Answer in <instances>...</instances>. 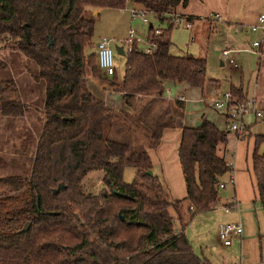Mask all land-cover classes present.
Instances as JSON below:
<instances>
[{"label":"trees","instance_id":"obj_1","mask_svg":"<svg viewBox=\"0 0 264 264\" xmlns=\"http://www.w3.org/2000/svg\"><path fill=\"white\" fill-rule=\"evenodd\" d=\"M130 1L166 25L147 29L152 52L136 44L125 51L118 79L97 67L92 12L123 10L127 0H0V42L31 62L33 78L44 83L42 125L36 139L21 141V173L0 177V264H210L195 254L182 226L174 231L183 203L170 200L161 180L147 174L146 150L109 138L114 118L132 110L145 124L140 136L151 139L148 146L164 128H181L177 156L191 218L211 210L221 177L231 169L224 158L229 132L203 118L199 126L181 127L183 103L164 98L168 85L202 92L206 83L205 58L169 53L173 17L188 0ZM88 74L122 94L120 110L90 93ZM230 93L239 102L247 99L241 87L231 86ZM136 98L146 104L135 108ZM25 114L15 83L1 81L0 118L15 122ZM262 143L264 136H256L252 164L264 209ZM126 168L135 170L129 184ZM95 171L104 189L90 195L82 180ZM58 185L64 188L53 194Z\"/></svg>","mask_w":264,"mask_h":264},{"label":"rangeland","instance_id":"obj_2","mask_svg":"<svg viewBox=\"0 0 264 264\" xmlns=\"http://www.w3.org/2000/svg\"><path fill=\"white\" fill-rule=\"evenodd\" d=\"M131 6V3L127 2L123 12L104 9L99 15L94 17L95 25L92 43L95 46L99 38H105L111 41L112 58L117 77H122L123 75L125 58L124 56L118 55L115 48L123 46L122 43L131 35L133 41L138 40L136 41V45L143 48L142 50H145L147 49L145 36L149 25H153L155 28L165 27L166 25V21L159 23L149 14H144L143 18L146 19L147 23H143L140 14L135 17L131 16ZM262 14L264 13L260 15ZM206 28L201 29L199 33L197 32L198 37L194 41H191L190 38L195 35V24L191 30L173 27L171 31V42L174 45L172 52L179 50L184 52V55L204 57L207 60L205 73L206 87H204L203 96L210 99L218 95L209 92L208 87L211 79L220 81V86L216 92L223 93V91H226L225 79L232 77V79L236 80L239 70L242 71L243 81L247 85L248 91H252L254 89V71L256 70V63L259 54H261V50L258 48L253 49L252 52L255 55L258 54V56L253 55L249 50H251L250 48L253 43L261 44V32H248L246 34L247 32H240L235 28H233L234 30H225L223 27L208 29V26H206ZM226 50L230 52L229 57L234 62L233 66L227 60L222 59L221 54ZM88 51L89 49L86 52L88 53ZM221 63L223 66H221ZM36 74L37 69L31 62L27 61L18 53H12L6 43L0 42V82L5 79H12L17 87L19 99L26 107L25 116L22 119H17L15 122L0 118V177L21 173L18 159L21 141L27 135L36 139L42 125L44 83L36 81L33 78ZM171 92V96L175 94L173 90ZM199 95L196 91L193 92L190 98L194 96L196 99L187 100L185 103V111L188 114L186 117L191 123L200 118L199 113L204 110V104H208L199 102ZM125 113L127 112L125 111ZM206 117L211 121L213 115L206 114ZM217 124L221 129L223 128L219 121ZM113 125L109 138L130 144L133 150L140 151L145 148L146 144L148 146L149 142H151V139L145 140L140 136L142 130L145 128V124L138 120L137 110H132L127 114L117 115L113 120ZM230 134L232 135L230 138V147L232 148L231 153L233 154L236 150V147L233 146L236 145V139L234 133L230 132ZM263 147L264 145H262ZM99 174H101L100 171H95L88 173L84 177L82 180V188L85 193L98 195L104 189V185H101L99 188L96 186L99 180L98 178H100L98 177ZM134 176V168H126L123 173V181L129 184L134 180ZM219 192L223 201H226L229 199L231 188L227 186L224 191L220 190ZM214 209L215 207L213 209L211 208V211L209 210L206 214L202 213L198 217L194 216L191 218L187 203L183 201L180 210L181 225L178 220L175 219L174 221L175 227L180 228L182 226L185 231V236L190 242L195 254L198 256H201L202 252L204 257L210 256V253H220L221 249L218 246L220 245V240L217 238L218 244L213 240L214 230L213 227L210 228V225H214L216 215L223 214L221 209ZM209 217L212 218L209 220ZM207 218L208 221L206 220Z\"/></svg>","mask_w":264,"mask_h":264},{"label":"crops","instance_id":"obj_3","mask_svg":"<svg viewBox=\"0 0 264 264\" xmlns=\"http://www.w3.org/2000/svg\"><path fill=\"white\" fill-rule=\"evenodd\" d=\"M127 2L131 3L129 0H127ZM131 5V11L141 12L132 3ZM101 11L102 10H95L92 12L93 20L94 17L99 15ZM119 11L123 12L124 9ZM261 13H264V0H188L186 7L179 6L176 9L174 17L179 16L185 19L187 17L191 18V27L189 29L191 30L195 24V35L190 39L191 41H194V39L196 40L198 37L197 32L199 33V31L201 29H205L206 26H208V29L223 27L225 30H234L233 28H235L240 32H247L246 34H248V32H251L249 27L257 24L258 17ZM181 28L188 30L183 26ZM100 39L102 38H99L98 41ZM145 42H147L146 36ZM134 44H137V42H134ZM96 45L94 46L95 50ZM138 48L140 50L143 49L140 47ZM173 48L174 45L172 44L169 50L171 55H184V52L179 50L172 52ZM250 49L251 50H249V52L255 55V53L252 52L254 48L251 47ZM258 49L261 50V54L259 56L258 54L255 55L258 56V59L256 63V70L254 71V89L250 92L248 91V87L243 81L244 79L242 76V71L239 70L236 80L232 79V77L225 79L227 88L226 91H223V93L230 92L231 86L241 87L246 98L253 97L257 102V107L259 109H264V43ZM230 59L231 61L228 62L231 66H233L234 62L231 57ZM221 66H223L222 63ZM235 69L237 70V68ZM87 76V87L91 94L103 101L109 108L113 110L118 111L123 107L122 94L114 93L110 88L107 87V83L105 81L90 78L89 74ZM104 78L105 80L108 79V77L105 76ZM117 78L121 79L122 77ZM209 82V92L222 94V92H216L220 86L219 80L211 79ZM171 90L175 92V94L172 96ZM195 91L200 94L199 102H202L204 88L201 92L198 89H191L185 85L167 86L164 98L170 102L177 99L180 100L181 98L182 100L180 101L184 105L182 116L177 119V123H180L181 127H194L195 124L199 122L201 118H203L213 123L219 130L227 131L225 120L206 104H204V110L199 113L200 118L194 120L195 122L192 121L193 123H191V121L187 119L186 116L188 114H186L185 111V103L187 100L196 99L194 96L190 98V95ZM142 104H146V101L140 100L139 98L135 99V108H139ZM206 114L213 115L211 121L207 119ZM218 121L224 129H221L218 126ZM244 125V135L242 137H237L235 135L236 145L233 146L236 147V150L233 154L231 153L232 148L230 147V138L232 135L229 132L227 136V146L224 158L231 169L221 177L220 181L224 183L225 186L223 189H219V191H224L227 186L230 187L231 192L229 194V199L223 201L222 197L220 196V192H218L217 201L212 206V209L215 207L216 210H222V207L230 206L234 201L235 206H233V208L228 213H225L222 210L221 212L223 215H216L217 217L214 225H210V228L213 227L214 230L213 240H215L217 244V238L219 239L218 230L220 226L228 224H240L242 228V234L239 237H233L229 246H223L219 241L220 245L218 246L221 249L220 253H210V256L204 257L202 252L200 257L207 259L210 264H264V209L258 199L252 164L254 139L256 136H264V122L257 121L252 115H247L244 117ZM180 138L181 128L178 126L164 128L161 130L157 143L154 146H147L146 144L144 149L146 150L151 162L152 174L161 180L163 186L168 192L170 200H178L183 203L186 196V191L177 156ZM262 145H264V143H262L259 147V154L264 152V147L262 148ZM100 175L101 174H99L98 177L101 178L102 175ZM230 179L234 181L232 186L228 184ZM206 213L207 212L203 214ZM200 215L201 214L197 215L196 217ZM211 218L212 217H209V220ZM206 220L208 221V218ZM173 227L174 231L176 232L180 230L179 227H175V224Z\"/></svg>","mask_w":264,"mask_h":264},{"label":"built area","instance_id":"obj_4","mask_svg":"<svg viewBox=\"0 0 264 264\" xmlns=\"http://www.w3.org/2000/svg\"><path fill=\"white\" fill-rule=\"evenodd\" d=\"M140 14L143 23H147L144 17L143 12H134L131 11V16L135 17ZM173 27H185L189 29L191 27L190 21L183 17L175 16L172 20ZM251 32L260 31L261 32V44L264 42V14L259 15L258 21L256 25L249 27ZM138 41V40H136ZM131 39V35L127 40H125L122 44L123 51H130L134 42ZM261 44L253 43V48H260ZM147 49L144 50L145 53H150L155 49L154 44H149L146 42ZM97 52V67L105 76H112L115 72L113 58H112V48L111 41L105 38H102L98 41L96 45ZM260 55V54H259ZM222 59L231 61L230 52L223 51ZM180 100H182L180 98ZM203 103H208L207 105L218 115H220L225 120V126L228 132L234 133L237 137H241L245 131L244 125V117L247 115H252L257 121L264 122V109H259L257 107L256 100L252 98H247L243 102L237 101L230 92H225L222 94L215 95L208 99L206 96L202 97ZM233 180L230 179L228 181L229 185H233ZM103 185L102 180L99 179L96 183L97 188ZM224 183L220 182L218 184V189L224 188ZM233 206H235V201L230 206L222 207V210L225 213H228ZM242 234V228L240 224H228L219 227L218 237L223 246H229L231 243V239L233 237H239Z\"/></svg>","mask_w":264,"mask_h":264},{"label":"water","instance_id":"obj_5","mask_svg":"<svg viewBox=\"0 0 264 264\" xmlns=\"http://www.w3.org/2000/svg\"><path fill=\"white\" fill-rule=\"evenodd\" d=\"M151 27H152V26L150 25L149 28H151ZM25 37H26V40H27V35H26V34H25ZM115 50H116V53H117L118 55H120V56H124L123 47H116ZM195 126H199V122H197V123L195 124ZM147 174H148L149 176H151V175H152V172L150 171V172H148ZM63 188H64L63 185H58L57 188H56L55 190H53V194L58 193V192L61 191ZM36 207H37V205H36ZM27 228H28V223H25V225H24L23 228L21 229V232H22V233L25 232V231L27 230Z\"/></svg>","mask_w":264,"mask_h":264}]
</instances>
